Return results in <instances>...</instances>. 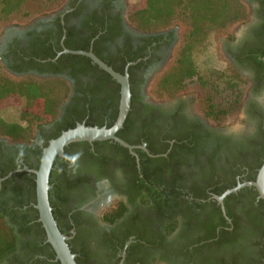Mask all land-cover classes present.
Instances as JSON below:
<instances>
[{
  "label": "trees",
  "instance_id": "trees-1",
  "mask_svg": "<svg viewBox=\"0 0 264 264\" xmlns=\"http://www.w3.org/2000/svg\"><path fill=\"white\" fill-rule=\"evenodd\" d=\"M28 1L32 0H0V29L17 13H21ZM39 1L50 3L56 0ZM21 15L25 21L16 20L14 26L27 24L25 22H28L31 16L28 11L22 12ZM68 16L69 14L66 15L65 21ZM127 16L135 28L148 33L171 29L179 24L187 25L185 39L178 44L179 48L173 59L152 81L151 86L156 97L168 99L189 92L198 82L203 86L214 87L217 82L224 81L227 90L233 92V97L229 98L227 105L217 107L209 104L205 109L200 108L213 120L234 118L241 105L245 88L249 84L248 80L228 61L226 62L232 75L215 70L207 77L202 76L196 55L213 34L234 39L231 33L233 26L245 21L248 16V7L243 0H129ZM65 28L67 48L90 49V39L95 33L89 32L85 35L86 38L76 40L75 38L78 37L73 35L76 30H71L72 28L67 25ZM63 34V27L60 29L58 39L55 34L43 32L35 36L30 49L10 50L16 57L29 58L24 62L25 66L11 65V70L18 73L34 68L54 73L69 70V74L76 81V91L82 93L73 98L71 105L67 107L65 119L59 124L58 130L50 136L51 139L57 138L65 130L74 128L78 122L89 126H112L118 117L121 98L120 83L94 64L89 57L62 53L56 61L48 60L56 58L58 51L63 50L60 45ZM93 51L115 70L124 73L123 69L102 56L96 45ZM42 60L47 62H41ZM7 68L8 66L0 59V135L8 136L17 143H30L36 137L38 130L57 119L63 103L70 94L71 85L66 79L58 76L50 78H40L36 75L16 76ZM84 76L90 77L92 81L85 82ZM130 83L131 110L124 127L117 135L135 145L141 142L143 136L151 154L156 156H148L144 160L146 154L138 149L142 157L141 171H139L135 157L118 142L81 141L71 143L65 149L68 157H70L69 150L79 152L84 167L89 173L100 170L103 164L105 166L118 164L128 172L132 186L126 191L127 195L131 202L140 204L139 209L135 211L136 223L129 228L117 245V249L123 248L130 234H134L138 240L127 248L125 264L134 263L133 249L142 242L150 247L163 244L167 233L175 230L179 215L182 216L185 224L179 242L172 247L176 257H183L186 262L194 264H264V199L258 198L257 190L253 187H245L228 195L224 200L227 216L224 215L217 200H208L207 193L210 189L213 194L221 195L235 186L238 183L235 177L240 172L239 164L246 163L249 159V172L244 179L254 180L264 162V152L253 155L239 154L234 159H227L225 164L220 166L212 159L204 165L196 161L197 170L191 167L188 172H182V166L189 160L187 157L179 156L180 146L177 143L173 152L165 156L163 154L166 153L167 146L159 147L152 144L153 136L149 123L144 124L143 135L129 133L130 126L134 122L133 116L136 113V98L139 92L137 84L134 81ZM8 109H17L18 117L10 119L5 116L4 112ZM251 156L253 158H250ZM59 161L56 160L57 163ZM57 168L58 170L52 169L50 175L51 185L54 181L53 176L57 175V183L49 191L50 203L60 230L69 236L73 225L78 227L81 223L76 215H69L71 201L73 202L74 196L90 182V177L80 175L76 165L64 163L59 164ZM6 172L4 171L3 174ZM189 191L196 201L192 202L187 198V195H190ZM20 203L24 202L20 201ZM127 210L128 205L125 202H118L105 212L104 218L113 222L123 216ZM1 211L0 264L10 255H13L10 264H61L49 242L37 250L39 258L34 256L35 253L31 254L32 248L29 249V246L27 248V245L23 256H15L21 240L20 234L27 235L30 228L21 225L20 231L16 230L13 225L16 221L12 218L6 219ZM33 211L39 218L38 209ZM34 226L38 236L42 241L45 240L47 234L42 222H37ZM74 242L76 241L68 240L72 252L79 253L76 257L77 263L84 264V251L74 246Z\"/></svg>",
  "mask_w": 264,
  "mask_h": 264
},
{
  "label": "flooded vegetation",
  "instance_id": "flooded-vegetation-1",
  "mask_svg": "<svg viewBox=\"0 0 264 264\" xmlns=\"http://www.w3.org/2000/svg\"><path fill=\"white\" fill-rule=\"evenodd\" d=\"M128 1L66 0L60 8L40 14L25 25L6 27L3 33L2 41L0 40V59L13 75H36L40 78L58 76L66 79L71 85L70 94L63 103L57 119L38 130L33 141L17 143L8 136L0 135V210L6 219L12 218L16 221V224L13 223L16 230L20 231L21 225L30 228L27 235L20 234L21 240L15 256H23L27 245V248L28 246L29 249L32 248L31 254L35 253L34 256L39 258L37 250L48 243L47 238L42 241L34 226L41 222L33 211L37 209L35 170L39 168L43 150L50 141V136L58 130L59 124L65 119L67 107L71 105L76 95L82 94L76 91V81L69 74V70L58 73L40 71L37 68L20 73L11 70V65L25 66L24 62L29 58L16 57L10 50L30 49L37 34L48 32L55 34L58 39L60 29L63 27L64 34L60 39L63 50L58 51L56 58L48 59L56 61L62 53H67L65 49H69L65 45L66 25L72 28L71 30H76L73 33L78 37L76 40L84 39L82 37L89 32L95 33L90 39L89 50L93 51L96 45L102 56L123 69V74L128 73L129 81L137 84L139 90L136 98L137 109L129 133L143 135L144 124L149 123L153 136L152 144L159 147L167 146V151L163 154L165 156L173 152L177 143L180 146L179 156L187 157L189 160L182 166V172H188L191 167L197 170L196 161L204 165L212 159L220 166L224 165L227 159H234L239 154L253 155L264 152V0H243L248 7L247 19L233 26L231 33L234 39L221 38V51L226 60L249 82L235 119L232 122L226 120V123L205 115L197 104V98L195 99L196 92L177 95L165 101L147 95L146 91L154 77L173 59L181 37L176 27L150 33L135 28L128 20ZM67 14L69 16L65 21ZM7 54L8 56H5ZM132 57L135 58L131 60ZM41 62L45 63L47 60ZM83 80L92 81L90 77L85 76ZM140 140L139 144H132L137 146L134 153L125 147L135 157L139 171L142 157L138 149L146 154L144 160L148 156H156L151 154L143 136ZM143 146H146V149ZM69 152L70 157L66 156L65 150L64 155L57 156L56 160L60 161L57 163L55 160L53 169L58 170L57 166L64 163L76 165L80 175H88L90 182L85 184L81 192L74 196L73 202L71 201L69 215H76L81 223L78 227L73 225L70 235H67L68 240L76 241L74 246L84 251V264H125L127 248L138 240L134 234H130L123 248L117 249V245L129 228L136 223L135 211L139 209L140 204L131 202L127 195L126 191L132 186L129 174L118 164L106 166L103 164L100 170L89 173L79 152L75 150ZM239 165L240 172L235 177L237 182L242 179L245 181L250 159ZM4 171H7L6 174H3ZM56 176H53L52 187L57 183ZM189 193L187 198L192 202L196 201L193 194L190 191ZM207 193L208 200H217L210 189ZM20 201L24 203L21 204ZM121 201L128 205L127 212L113 222L106 220L105 212ZM217 202L219 203L218 200ZM177 218L175 230L167 233L163 244L150 247L142 242L133 249V264H194L186 262L183 257H176L172 252V247L182 236L185 224L181 215ZM12 256L1 264H10Z\"/></svg>",
  "mask_w": 264,
  "mask_h": 264
},
{
  "label": "water",
  "instance_id": "water-1",
  "mask_svg": "<svg viewBox=\"0 0 264 264\" xmlns=\"http://www.w3.org/2000/svg\"><path fill=\"white\" fill-rule=\"evenodd\" d=\"M65 51L67 53L89 57L103 70L111 74L121 85L119 113L112 126L99 127L89 126L85 123H78L74 128L63 131L60 136L51 139L49 144L44 148L39 168L35 170L37 184L36 207L39 211L40 221L46 230L47 241L53 246L56 252V257L60 260L61 264H78L76 261V254L72 252L68 244L69 237L60 230L53 215V208L50 203L49 191L52 187L50 184V175L54 162L57 156L64 155L65 147L74 142L88 141L93 143L95 141L114 140L124 147H127L133 153L137 146L128 143L117 135V133L124 127L132 105V91L128 73L122 74L114 70L92 50L65 49ZM143 148L146 149V146H143ZM245 187L255 188L259 193V198L264 199V162L258 169L254 180L239 181L235 186L227 189L221 195H215V198L221 204L224 215L227 216L224 199L228 195L236 193Z\"/></svg>",
  "mask_w": 264,
  "mask_h": 264
},
{
  "label": "rangeland",
  "instance_id": "rangeland-1",
  "mask_svg": "<svg viewBox=\"0 0 264 264\" xmlns=\"http://www.w3.org/2000/svg\"><path fill=\"white\" fill-rule=\"evenodd\" d=\"M65 2H66V0H56L55 2H50V3H47L46 1H39V0L28 1L24 5L22 12L28 11L31 16L29 17L30 19L28 20V22H25V23H29L32 19H34L35 17H37L40 14H45V13H48V12H51V11H54V10L60 8ZM21 13H17L11 19L10 22H7L6 24H4L2 26V28L0 29V40L1 41H2L3 33H5L6 27L14 25V22L16 20L22 21V19H23L25 21V19L21 15ZM173 28H175V27H173ZM176 28L178 29V35L181 37V39H180V43H181L185 39V35L188 31V28H187L186 24H179L178 26H176ZM223 37H227V36H219L217 33L213 34L209 38V40L206 43H204L200 47V49L198 50L197 55H196V60H197L200 75L207 77L208 74L210 75L215 70L216 71L217 70L225 71L226 75H232L233 74L231 69L228 66V63L226 62L227 60H226L225 56L223 55V53L221 51V38H223ZM178 48L179 47H177L176 50ZM175 53H176V51H175ZM153 81H154V79H153ZM152 83L153 82L150 83V85L146 91V93L149 97H151L153 99H157V100H164V101L170 99V98L164 99V98L156 97V95L153 92V86H151ZM194 86H195V88L192 89L191 91L183 92L181 94L196 92L195 93L196 94L195 99L197 98L196 99L197 104L202 109H205V107L208 106L209 104L210 105L211 104L216 105L217 107L227 105V103L229 102L228 101L229 98L233 97V92L227 90L226 82H224V81L217 82V85H215L214 87L213 86H211V87L203 86L199 82L197 84H195ZM246 88H245V90H246ZM181 94H179V95H181ZM230 94H232V95H230ZM237 113H238V111H237ZM237 113L235 114V116L232 120L235 119ZM4 115L10 119H16L18 117V111H17V109H8L4 112ZM222 120L223 121H221V122L225 123L226 120H229V118L222 119ZM232 120H229V121L232 122Z\"/></svg>",
  "mask_w": 264,
  "mask_h": 264
}]
</instances>
